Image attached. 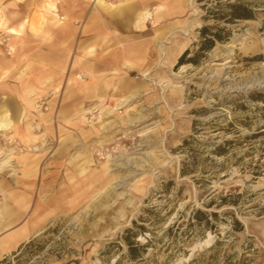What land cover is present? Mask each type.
Returning a JSON list of instances; mask_svg holds the SVG:
<instances>
[{"label":"rangeland","instance_id":"rangeland-1","mask_svg":"<svg viewBox=\"0 0 264 264\" xmlns=\"http://www.w3.org/2000/svg\"><path fill=\"white\" fill-rule=\"evenodd\" d=\"M181 4L168 28L142 31L135 50L146 75L129 73L135 93L86 100L67 79L56 91L17 96L24 123L10 131L16 107L0 127V244L24 198L27 237L0 264H264V0L255 20L229 25L230 39L197 65L176 66L196 49L200 28L216 23L205 17L217 0H174ZM73 40L69 66L87 43L80 29ZM67 99L78 103L71 117ZM127 229L145 246L142 259L127 257Z\"/></svg>","mask_w":264,"mask_h":264},{"label":"crops","instance_id":"crops-1","mask_svg":"<svg viewBox=\"0 0 264 264\" xmlns=\"http://www.w3.org/2000/svg\"><path fill=\"white\" fill-rule=\"evenodd\" d=\"M62 2L68 5L65 7ZM90 4L89 0H54L51 4L57 9L54 12L48 8L46 0H0V105H7L12 118L16 107L20 112L10 131L17 132L16 127L23 124L27 117L26 108L18 102V95H31L36 90L42 92L46 87L56 91L67 79L72 92L75 94L80 90L86 100L121 99L135 93V82L129 78V73L141 69L139 63L145 61L144 55L135 50L137 45L143 44H140L143 41L142 31L150 27L166 29L171 24L169 17L184 10L182 4L174 5V0H115L110 3L109 11L93 3L84 24L75 26L74 22L78 23ZM157 4L165 5L162 13L154 15L152 21L147 20L143 29H136L134 21L137 13ZM60 16H63L64 22L58 19ZM56 20L59 22L56 23ZM32 24L38 28V33L31 31ZM9 29L20 31V35L9 34ZM79 29L87 39L84 52L91 46L93 53L77 57L69 66L67 49ZM3 38L7 39L5 44H1ZM10 46L14 48V53L10 54L9 50L7 54ZM125 61L132 62L133 67L128 69L123 66ZM77 71L85 74L86 79H72ZM68 99L63 107L66 117H71L79 108L78 103ZM25 131L29 136L28 130ZM29 203L24 198L18 206L15 205L13 213L18 223L13 226L9 240L0 244V255L9 252L27 237V229L22 223Z\"/></svg>","mask_w":264,"mask_h":264},{"label":"trees","instance_id":"trees-1","mask_svg":"<svg viewBox=\"0 0 264 264\" xmlns=\"http://www.w3.org/2000/svg\"><path fill=\"white\" fill-rule=\"evenodd\" d=\"M202 1V0H198ZM258 0H217V7L209 8L206 12V18H211L216 21L212 25H203L199 30V40L195 44L196 49L190 51L185 50L179 57L176 66H182L186 64L197 65L199 60L206 56L217 44L226 43L231 37V28L229 25L236 24L240 21H251L256 19V15L259 13L256 8L258 7ZM217 10V11H214ZM252 99L255 98L253 93L249 94ZM264 132V131H263ZM230 143L229 141L223 142L220 146H217V154L224 153V146ZM257 168L262 169L260 172H264L263 164ZM202 218L199 220H207L206 213L197 212ZM131 230L127 229V235L124 237V243L127 247V257L136 261L142 259L143 254L146 252L145 246H141L138 243H134L131 240L135 233L130 235Z\"/></svg>","mask_w":264,"mask_h":264},{"label":"bare ground","instance_id":"bare-ground-1","mask_svg":"<svg viewBox=\"0 0 264 264\" xmlns=\"http://www.w3.org/2000/svg\"><path fill=\"white\" fill-rule=\"evenodd\" d=\"M90 1L93 2V3H95L98 7L102 8V9H107L108 6H109V3H107L105 0H90ZM164 8H165V5L164 4H157V5H154V6H151V7H145L142 11H140V12L137 13V16L135 17V23H136L135 25L141 26L146 20L151 19V18H154V15L155 16H158L160 13H162V11L164 10ZM51 9L55 12L56 7L52 6ZM57 22H59V21L56 20V23ZM10 50H12V48ZM85 53L87 55H91L93 53V48L91 46H89V48H87V50L85 51ZM123 66H125L128 69H131L133 67V63L130 62V61H125V63H124ZM139 70H140L141 74L146 75L145 71H142L141 69H139ZM114 72H116V71L114 70ZM93 89H95V88H93ZM29 98H30V95H29ZM3 108H5L4 109L5 112L2 111ZM8 111L9 110H8L7 105L0 106V127H2L3 125H5V123L8 122V119H7V116H8L7 113H8ZM24 233H25V230H24Z\"/></svg>","mask_w":264,"mask_h":264},{"label":"built area","instance_id":"built-area-1","mask_svg":"<svg viewBox=\"0 0 264 264\" xmlns=\"http://www.w3.org/2000/svg\"><path fill=\"white\" fill-rule=\"evenodd\" d=\"M106 2H112V1H115V0H105ZM116 152V151H115ZM102 155H104L105 154V152H103L102 151V153H101Z\"/></svg>","mask_w":264,"mask_h":264}]
</instances>
